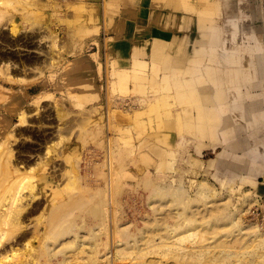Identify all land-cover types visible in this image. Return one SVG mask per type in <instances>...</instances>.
<instances>
[{
    "label": "rangeland",
    "instance_id": "obj_1",
    "mask_svg": "<svg viewBox=\"0 0 264 264\" xmlns=\"http://www.w3.org/2000/svg\"><path fill=\"white\" fill-rule=\"evenodd\" d=\"M3 2L0 24L5 30L10 26L7 21L12 23L8 17L16 18L22 33L36 30L37 44L43 30H50L57 35L47 36L46 42L54 44L50 49H60L54 46L58 42L56 46H61L63 40L64 49L60 50L65 54L58 63L53 60L55 63H46L40 70H22L14 80L12 74L0 71V84L13 88L0 100L3 127H14L25 109L31 113V131L19 134L22 139L14 146L22 159L21 174L17 177L0 170V200H9L18 188L25 194L38 193L42 199H53L54 195L69 200L68 193L81 197V206L55 214L65 219L57 229L70 230L65 239H74L77 234L82 243L73 256L74 263L69 264H102L105 254H109V264H147L150 259L160 264H261L264 244L238 228L259 222L261 230L257 229L263 232L264 167L254 173L242 167L227 175L225 170L236 151L222 154L219 160L223 144L201 147L199 135L187 130L191 123L199 122L197 113L203 101L200 89L199 96L193 95L190 100V87L196 84V90L209 79L202 72L200 81L188 82L190 75L177 73L176 62L187 58L183 50L188 44L175 40L181 33L179 21L187 23L194 17L185 3L212 9L213 13L207 14L208 25L210 21L219 22L213 5L205 6L198 0H112L111 4L108 0H84L83 11L66 5L64 0H60L59 7L44 0V8L38 1L36 8L34 2ZM57 9L59 14H55ZM236 16L245 18L241 11ZM42 41L39 45L48 48ZM21 51L37 55L30 49ZM44 54L39 53L41 58ZM204 63L212 64L217 73L224 70L223 65ZM229 85L225 82L223 88ZM38 94L44 107L34 102ZM244 94L249 101L253 99L249 92ZM254 98L260 96L254 94ZM256 110L255 119L261 126L254 121L247 132L251 147L264 142V113L258 112L261 108ZM59 127L64 128L63 142H59ZM45 137L50 139L45 141ZM24 144L31 148H24ZM25 158L28 163L44 162L27 168ZM226 159L221 168V160ZM72 160H79L81 178L69 174ZM254 160L264 163L261 157L254 156ZM49 168L59 173L54 177L55 184L51 180L45 184L40 178ZM64 171L68 174L62 176ZM203 179L215 188V193L204 189L210 196L201 194ZM111 180L113 185H108ZM179 185L184 188V196L156 192L159 187ZM213 198H218L220 207L207 205V200ZM258 207L260 215L256 217L253 210ZM111 209L116 215L115 247L107 243L102 225ZM25 223L32 227V221ZM151 235H161L165 243L175 241L176 246L155 245L160 239ZM146 238L152 240L147 242ZM149 243L152 247L147 249ZM73 248L66 249L68 254ZM18 258L19 253L12 252L4 260L14 262Z\"/></svg>",
    "mask_w": 264,
    "mask_h": 264
},
{
    "label": "bare ground",
    "instance_id": "obj_2",
    "mask_svg": "<svg viewBox=\"0 0 264 264\" xmlns=\"http://www.w3.org/2000/svg\"><path fill=\"white\" fill-rule=\"evenodd\" d=\"M21 1L22 3L23 1L24 3L29 2L26 0ZM34 1L35 0L29 2V4ZM36 1L39 2L40 0ZM36 1L33 5L37 3ZM64 2L66 5H71L77 9L82 8L83 11H85L84 0H64ZM0 3V5H2L4 3L3 0ZM41 3L44 4V0L38 3L42 6V8L47 5L45 3L43 6ZM51 3H53V6H60V0H51ZM111 3L112 0H108V4ZM198 3L204 4L205 6L213 5L212 7L216 12H218L217 17L219 22L217 24V21H210L211 24L208 25L207 14L209 15L210 13H213L212 9L208 7L197 8L185 3L187 8L191 11L193 10L194 17L189 18L187 23H183L181 20L179 21V29L181 33L175 41H180L188 45L183 50L185 57L187 58L182 60L179 59L176 62L177 73H186L190 75V80L188 82L196 83L197 81H200L202 79V72H205L209 79V82H207L206 85L199 86L196 90H194L196 84L190 87V100H193V95L199 96L197 91L200 89V91H203L201 93L203 101L197 113L199 122H196L197 124L194 122L191 123V126L187 130H189L193 135H199L200 139L203 141L200 145L201 147L208 144H211L214 147L217 144H223L224 149L218 154L219 160L222 154L226 155L229 151H236V154L232 157L233 160L229 162L228 168L225 170L227 175L235 174L242 167L248 168L250 171H253V173L255 171H262L264 163L261 161L259 162V160H254V156L264 159V142L259 146L257 144L256 146L251 147V135L247 134V132L250 127H254L253 122L257 120L255 119L257 116L256 108L263 109L258 112L264 113V95H262L264 94V0H198ZM51 5L52 4H50V6ZM30 6L32 8V5ZM34 7L36 8V4ZM57 10L58 13L55 14H59V9ZM223 11H225V15H223ZM239 11L245 15V18L241 19L236 16ZM29 12L33 13V10H29ZM89 13L88 15L90 16ZM93 14L94 13H92L91 18ZM8 18L9 21L12 22L10 23L7 21L10 25L7 26L8 28L6 27L8 31L7 29L5 30V27H3L2 24H0V71L2 70V74H4V72L10 75L12 74L14 80V77L19 72H22V70L27 71L29 69L36 68L40 70L46 63L49 64L52 62L50 64L52 65L55 63L53 60H56L58 63L60 59L64 58L65 53L60 50L64 49L62 47L64 42L63 40H61V46H56L60 42L55 44L54 47L60 48L58 50L50 49V46H53L54 44L49 45L46 42V38H48L47 36L52 34L54 38V36L57 37V35H55L56 33L54 34V32H50V34V30H43L45 33L40 34V43L37 44L36 30H33L35 32H32L31 34H24L19 30L20 28L18 29L17 27L18 19ZM49 39L48 42L51 41ZM42 40H45L48 48L44 49L41 45H39L41 42L43 43ZM57 41L58 40L55 42ZM49 43L53 42L51 41ZM136 48L137 50H141L139 46ZM21 49H30V51L37 52V55L26 54L22 52ZM41 52L45 53V58H41L39 55ZM64 52L67 53L65 50ZM155 57H158L157 54ZM204 61L223 65L224 70L222 73H217L212 64L211 66L207 65ZM110 65L111 64H109V66ZM111 69H113V67H111L110 70ZM7 74L6 77L8 76ZM225 82L230 83V85L223 88V84ZM243 82L245 83L243 84ZM12 90V87L0 84V100H3L5 94L8 95ZM246 91L253 97L250 101L244 94ZM254 94H257V96L259 95L260 98L255 99ZM40 99L41 98L38 94L37 97H35L34 102L35 104H40L44 107L45 104H41ZM194 100L198 102L196 98ZM125 102H128V100L125 99ZM132 108L133 107H131V109ZM254 111L256 113H254ZM34 113L36 112L34 111ZM30 115L31 113L25 109L20 113L18 120L11 129L3 127L4 122L2 119L0 120V145L3 148H0L2 154L0 157V170L8 174H12L13 176L14 174H17V177L20 176V168L23 165L19 164L22 159L19 158V155L17 154L18 151L15 150L14 146L22 139L19 134H27L31 131L28 127L31 124L29 120ZM256 126L259 127L261 124L256 121ZM58 131V134L60 133L59 142H61L64 139L61 134V132L64 131V128L59 127ZM61 135L63 138H61ZM203 137L204 139H202ZM206 138L209 140L206 141ZM49 139L50 138H46V140H44L48 141ZM23 147L30 149L31 145L24 144ZM132 149L134 148L132 147ZM258 149L260 150L258 151ZM241 150L244 151L243 154L240 153ZM253 153L255 154L252 155ZM78 161L72 160V166L68 169V171L69 174L75 175L77 178H81L82 173L80 171ZM23 162H25V164H23L27 166V168H34L39 164H43L44 161L41 162V160H36L33 163H28L25 158L23 159ZM225 162H227V159L225 161L221 160V168L223 166L225 167ZM53 170L54 169L50 170L49 168V170H43L40 174V178L45 184H48L49 180L55 184L54 177L59 173H53ZM65 174L68 173L66 171H64V173L62 172V176ZM110 184L113 185V180L108 182V185ZM204 189L209 190L210 193L211 191L214 193L216 192L215 188L206 179L202 180L201 187L199 189L202 195L204 192L206 193ZM22 190V188L21 190L18 188L15 193L11 194V198L7 201L0 200V264L74 263L75 258L73 256L75 252L78 253L81 250L82 243L80 242V238L77 234L74 239H65V235L70 232V230H67L65 227L57 229L58 226L65 221V219L60 217L61 214H55L60 211L69 213L73 207L79 205L81 206L83 199L75 194L71 195L70 193H68L70 198L69 200L60 199L54 195H52L54 197L53 199H49L47 196L42 199L39 197L38 193L30 191L29 194H25ZM156 192L159 194H166L170 192L178 197V195L184 194V188L182 185H179V187H159ZM54 193H60V191L55 190ZM207 194L208 191L204 196L207 197ZM208 195L210 196V194ZM211 200L212 201L207 200L208 206H221V204L217 202L218 198H213ZM209 210H213V208ZM228 214L224 216H227ZM115 216V211L111 209L102 220L104 233L107 236V243L113 244L114 247L115 244L117 245L118 241L115 234ZM230 216H233V214ZM235 216L236 215H234L233 220L236 219ZM237 218L239 219L240 217ZM238 219L236 220V224L239 222ZM27 220L33 222L32 227L29 228V223H25ZM255 223L245 224L244 226H240L238 229L243 234H249L250 237L254 236V240L256 239L261 244H264V229L263 232L258 231V229L261 230L260 224L259 222ZM251 232H254V234H250ZM158 238L160 240L155 245L163 246L166 244L169 245V247L170 244L171 246L175 245V241L165 243L163 241L165 238L161 235L154 239ZM150 240L152 239H147V242ZM68 247H74L72 249L73 251L69 254L66 251ZM149 247H152V243L148 244L147 249ZM116 249L117 248H115L114 251H117ZM12 252L19 253L18 260L14 262H7L4 260V257L8 256L9 253ZM102 261L104 262H102V264H109V254H105ZM147 264L160 263H158L157 260L150 259L147 261ZM261 264H264V260Z\"/></svg>",
    "mask_w": 264,
    "mask_h": 264
},
{
    "label": "built area",
    "instance_id": "obj_3",
    "mask_svg": "<svg viewBox=\"0 0 264 264\" xmlns=\"http://www.w3.org/2000/svg\"><path fill=\"white\" fill-rule=\"evenodd\" d=\"M253 214H254L256 217H258V216L260 215V213H259V207H258V208H255V209L253 210Z\"/></svg>",
    "mask_w": 264,
    "mask_h": 264
}]
</instances>
